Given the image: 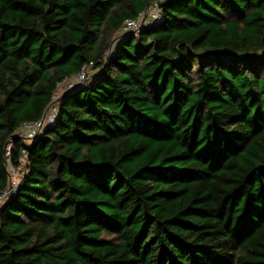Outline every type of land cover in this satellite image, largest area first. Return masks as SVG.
I'll list each match as a JSON object with an SVG mask.
<instances>
[{"label": "trees", "instance_id": "trees-1", "mask_svg": "<svg viewBox=\"0 0 264 264\" xmlns=\"http://www.w3.org/2000/svg\"><path fill=\"white\" fill-rule=\"evenodd\" d=\"M152 1L0 0V264H264V0Z\"/></svg>", "mask_w": 264, "mask_h": 264}, {"label": "built area", "instance_id": "built-area-1", "mask_svg": "<svg viewBox=\"0 0 264 264\" xmlns=\"http://www.w3.org/2000/svg\"><path fill=\"white\" fill-rule=\"evenodd\" d=\"M163 0H153L149 8L141 12L135 18L127 19L124 22L122 33H133L138 35L144 28L152 26L155 22L160 20L163 15V7L161 5ZM93 63H86L82 66L81 70L74 77L65 79L59 90L53 95L51 103L46 108L42 118L36 122H29L23 124L19 130L16 132L18 137H23L27 142L32 141L36 136H38L43 128L55 121L60 104V98L63 92L71 89L77 85H82L91 79L94 74ZM13 145V139L6 149V156L9 163H11V149ZM25 154L26 151L24 150ZM19 173V177L17 174ZM24 176V169H19L10 164V184L8 188L0 195V205L12 194L16 193L19 185L22 183Z\"/></svg>", "mask_w": 264, "mask_h": 264}, {"label": "rangeland", "instance_id": "rangeland-1", "mask_svg": "<svg viewBox=\"0 0 264 264\" xmlns=\"http://www.w3.org/2000/svg\"><path fill=\"white\" fill-rule=\"evenodd\" d=\"M17 176L19 177V173L17 174Z\"/></svg>", "mask_w": 264, "mask_h": 264}]
</instances>
